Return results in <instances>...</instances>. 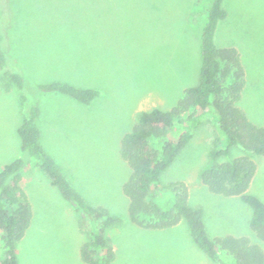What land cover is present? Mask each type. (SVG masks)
Masks as SVG:
<instances>
[{"label":"rangeland","instance_id":"rangeland-1","mask_svg":"<svg viewBox=\"0 0 264 264\" xmlns=\"http://www.w3.org/2000/svg\"><path fill=\"white\" fill-rule=\"evenodd\" d=\"M211 1L0 0L6 69L22 75L26 97L22 103L17 87L0 78V171L21 156L17 128L36 105L46 153L88 203L122 220L108 231L115 253L109 264H215L196 247L186 221L158 230L130 221L121 189L130 169L119 154L138 112L170 110L186 89L198 85L201 33ZM224 9L215 44L239 51L246 80L239 108L264 127V0H224ZM53 82L94 89L98 96L85 105L37 88ZM211 111L161 174L160 185L187 186L191 206L204 209L211 238L246 236L264 251V242L248 227L250 209L237 197L210 193L201 181L208 152L221 136ZM177 128L169 133L172 139ZM242 154L234 147L230 157ZM252 158L256 173L247 193L264 203V156ZM21 177L36 215L17 245L18 264H82L79 249L87 237L77 226L76 207L60 197L34 159ZM152 196L162 209L170 207L169 191ZM3 258L0 241V264Z\"/></svg>","mask_w":264,"mask_h":264},{"label":"trees","instance_id":"trees-1","mask_svg":"<svg viewBox=\"0 0 264 264\" xmlns=\"http://www.w3.org/2000/svg\"><path fill=\"white\" fill-rule=\"evenodd\" d=\"M225 16L224 0H212L201 33L198 85L186 89L170 110L138 112L131 131L120 140V158L130 169L121 189L129 200V219L136 226L167 229L184 220L196 247L213 263L264 264V251L249 237L211 238L208 235L204 209L191 206L184 183L175 182L165 188L160 185L161 174L190 143L192 130L201 124V116L212 110L221 136L208 152L209 164L201 173V181L214 195L239 198L250 209V231L264 242V203L247 193L256 173L252 157L264 156V127L250 122L243 108H239L246 85L239 51L234 47L218 48L215 44L216 30ZM5 44L6 35L3 37L0 32V78L5 77L8 84L15 85L20 91L21 102L25 103L22 75L6 69L9 57ZM37 88L44 93L63 94L85 105L98 96L94 89H82L64 82L38 84ZM39 114V108L30 105L17 128L21 156L0 171V241L4 253L1 264H18L17 245L30 225L31 203L21 186V170L30 159L37 161L50 185L80 213L77 226L87 237L79 249L82 264H109L115 253L108 231L118 227L122 220L106 208L88 203L74 189L41 144ZM174 127L179 131L172 139L169 133ZM234 147L240 148L243 154L231 159ZM161 190L171 195L168 209L159 207L152 198L155 191Z\"/></svg>","mask_w":264,"mask_h":264},{"label":"crops","instance_id":"crops-1","mask_svg":"<svg viewBox=\"0 0 264 264\" xmlns=\"http://www.w3.org/2000/svg\"><path fill=\"white\" fill-rule=\"evenodd\" d=\"M22 180V179H21ZM50 184V183H49ZM21 186H22V184H21ZM22 188H23V186H22ZM58 191V190H57ZM60 195V194H59ZM61 197V196H60ZM62 198V197H61ZM63 199V198H62ZM64 200V199H63ZM65 201V200H64ZM31 208H32V216H31V221H30V225H29V227H28V229L31 227V225L34 223V216L36 215L35 213H34V209H33V205L31 204ZM27 229V230H28ZM26 230V231H27ZM108 236H109V238H110V235H109V233H108ZM17 248H18V246H17Z\"/></svg>","mask_w":264,"mask_h":264}]
</instances>
